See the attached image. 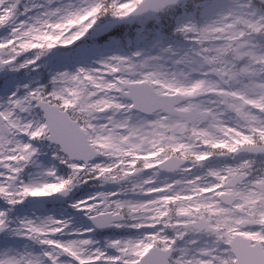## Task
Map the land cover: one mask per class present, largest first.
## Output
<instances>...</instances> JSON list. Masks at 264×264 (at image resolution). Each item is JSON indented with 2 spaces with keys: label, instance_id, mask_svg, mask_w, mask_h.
<instances>
[{
  "label": "snow or ice",
  "instance_id": "obj_1",
  "mask_svg": "<svg viewBox=\"0 0 264 264\" xmlns=\"http://www.w3.org/2000/svg\"><path fill=\"white\" fill-rule=\"evenodd\" d=\"M0 264H264V0H0Z\"/></svg>",
  "mask_w": 264,
  "mask_h": 264
}]
</instances>
